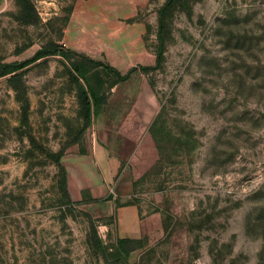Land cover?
Instances as JSON below:
<instances>
[{"label":"rangeland","instance_id":"obj_1","mask_svg":"<svg viewBox=\"0 0 264 264\" xmlns=\"http://www.w3.org/2000/svg\"><path fill=\"white\" fill-rule=\"evenodd\" d=\"M166 1L0 0L1 64L55 43L121 74L149 68L108 90L87 129L63 57L16 88L0 78V264H104L93 228L112 264L123 236L143 247L120 264H264V0H180L159 35ZM87 154L74 171L106 198L69 204L56 161Z\"/></svg>","mask_w":264,"mask_h":264},{"label":"trees","instance_id":"obj_2","mask_svg":"<svg viewBox=\"0 0 264 264\" xmlns=\"http://www.w3.org/2000/svg\"><path fill=\"white\" fill-rule=\"evenodd\" d=\"M24 12L29 10V0H16ZM180 0H167L165 5L159 11V35L164 32L165 29V17L168 12L172 10L174 5ZM162 41V40H161ZM162 45L159 51V56L161 57ZM26 49V47L24 48ZM59 55L63 57L68 63L69 78L71 83L76 87L78 93V101L83 113V128L87 129L90 124L92 117L97 116L101 108L107 103V92L114 86L119 83L125 82L129 79L130 75L135 71H141L146 73L149 71L147 67L133 68L129 70L126 74H121L116 68L109 66L101 61L94 60L85 55L75 54L71 50H66L64 47L55 44L47 43L34 54V56L23 62H14L1 64L0 59V78L8 77L7 82L12 88H16L22 81L24 74V69L30 64L45 59L49 56ZM104 70L110 78L107 80L105 85L100 89L95 88L89 84L88 77L91 73L96 70ZM27 119V106H23V120ZM62 155H59V159L56 161L59 167L64 172V184H65V197L69 204H72L70 196L67 191L66 186V170L60 163V158ZM108 223H111L109 218ZM91 244L93 249L100 253L103 257L104 264H112L111 261L106 256V247L100 240V237L97 231L93 228L91 234ZM143 247V242L140 239H130L119 237L116 240V245L114 251L116 253V260L114 264H118L121 259L128 257L134 251L141 249Z\"/></svg>","mask_w":264,"mask_h":264},{"label":"crops","instance_id":"obj_3","mask_svg":"<svg viewBox=\"0 0 264 264\" xmlns=\"http://www.w3.org/2000/svg\"><path fill=\"white\" fill-rule=\"evenodd\" d=\"M94 152L92 153V156L95 157V153L96 151L93 150ZM85 156H89L87 155H83V156H62L61 158V164L62 166L65 168L66 170V186H67V191L68 194L70 196L71 202H82L84 201V199H89L91 200V202H96V201H101L104 200L106 198V189H105V185H104V181L102 180L101 182V189L96 190L93 187H90L88 185H83L82 184V177H83V173L79 172L81 170L78 171V173H76L74 171V168H76L77 164V160H80L82 158H84ZM106 164V170L108 171L107 176H108V180H112L113 179V174L115 172V170H117V165H115L113 162H105ZM74 167V168H73ZM132 192V184L130 182V186L125 190L124 193H119L118 192V198H119V204H120V209H118L116 211L119 221L121 222L122 227L126 226L125 225V220H124V216L127 214L129 215L130 212H132V208L130 207L131 205L128 204V200L126 201L127 198H129L130 194ZM123 238H130L129 236H123ZM130 239H134V238H130ZM120 264V263H118Z\"/></svg>","mask_w":264,"mask_h":264}]
</instances>
